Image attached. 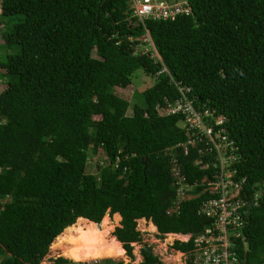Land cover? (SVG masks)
I'll return each mask as SVG.
<instances>
[{
    "label": "trees",
    "instance_id": "16d2710c",
    "mask_svg": "<svg viewBox=\"0 0 264 264\" xmlns=\"http://www.w3.org/2000/svg\"><path fill=\"white\" fill-rule=\"evenodd\" d=\"M188 1L190 14L143 26L129 0H0V264H41L77 218L111 228L107 212L121 218L113 235L131 259L144 218L160 237L192 234L171 245L189 254L193 236L214 226L200 206L217 168L183 112L161 114L183 92L235 143L247 200L235 251L240 264H264V0ZM140 73L152 83L131 104L116 88ZM171 157L193 194L178 211ZM141 254V264H163L151 244Z\"/></svg>",
    "mask_w": 264,
    "mask_h": 264
},
{
    "label": "built area",
    "instance_id": "2783aa9c",
    "mask_svg": "<svg viewBox=\"0 0 264 264\" xmlns=\"http://www.w3.org/2000/svg\"><path fill=\"white\" fill-rule=\"evenodd\" d=\"M129 5L132 14L143 26H146V19L174 21L178 16L192 12L188 0H129ZM145 34L143 40L147 46L144 49H152L153 56L159 59L148 33ZM165 70L166 68L163 67L162 71ZM178 111L183 112L185 116V123L182 125H186L185 127L189 129H197V136L206 138L208 151L215 152L214 167L217 168L215 180L209 181L207 187L204 188V191H208L211 196L205 199L200 206V213L213 217L214 226L193 236L194 246L191 250L192 254L190 252L188 257L192 255L191 259L194 264H240L233 238L242 235L241 228L246 221L243 217V208L247 200L240 197L241 183L234 180L236 169L233 168V163L237 158L233 151L234 142L227 141L226 136L221 135L224 129L216 131L214 125L206 121L209 110L197 109L192 100L178 102L166 110L167 113ZM223 120L224 116L219 115L216 117L215 124H220ZM187 150V146H184V151L187 152ZM171 162L177 189L174 210L178 211L180 202L187 196L192 197L193 194L187 192L189 184L182 175L176 158L173 157ZM256 196H259V193ZM187 236L186 241L192 237V234Z\"/></svg>",
    "mask_w": 264,
    "mask_h": 264
},
{
    "label": "rangeland",
    "instance_id": "374dc122",
    "mask_svg": "<svg viewBox=\"0 0 264 264\" xmlns=\"http://www.w3.org/2000/svg\"><path fill=\"white\" fill-rule=\"evenodd\" d=\"M1 33V31H0ZM1 81V78H0ZM152 83V79L145 75L144 73L138 74L137 77L133 79V83L129 85L126 88L122 87H117L116 91L119 95L127 98L128 100L131 101V104L134 103V100L136 101V97L139 95H136V97L133 100V93L135 90L141 91L143 90L146 86L150 85ZM140 99L138 98V101ZM132 106V105H131ZM132 111V107H130L128 113L130 114ZM105 156L102 153L96 154L92 157L90 160L91 163V171H95V165L97 163H104ZM105 215L108 217V226L111 227L109 228V233L106 236V240H111V237L114 236L113 232L115 228L119 225L120 220H115V216L113 214H110L107 212ZM102 222V221H101ZM101 222L97 225L101 226ZM152 223V222H151ZM138 229L142 232V242H133V254L134 258L131 259V257L127 254L126 250L124 249L123 245L121 247L123 248V252L120 248L117 246H113L112 250H109V253L107 254H101L100 252H94L90 254L88 257H85L83 259L77 257L73 249H75V252L78 251V246L79 248H91V250L98 249L99 245L101 244L102 240L101 239H96L92 240V243H90V247L86 243H88V238L85 235V233H79L76 234L75 240L78 241L74 243V239L70 238L69 241L67 242H60L59 240V235L54 239V241L51 243L49 252L48 254L43 258L41 264H55L54 259L57 257H65L67 259H70L74 262L78 263H92L97 260H104L106 258H111L115 261H123L125 263L127 262H132L134 264H141L143 261V256L141 254V247L142 245L146 242L148 244H151L153 246V251L155 254L159 255L160 259L163 261V264H186V259L188 257V253L180 252L171 247L172 243H174L175 240L179 239L181 241H186L188 239L187 235H180V234H172V233H167L164 235V237L158 236V231L156 229H151L150 226V221L146 219H139L138 224H137ZM156 227V226H155ZM64 231V230H63ZM119 241V240H118ZM120 242V241H119ZM95 243V244H94ZM122 244V243H120ZM82 245V247H81ZM91 245L93 247H91ZM74 247V248H73ZM94 248V249H93ZM180 254V255H178ZM180 256V257H178ZM176 257L177 260L175 259Z\"/></svg>",
    "mask_w": 264,
    "mask_h": 264
},
{
    "label": "bare ground",
    "instance_id": "6f19581e",
    "mask_svg": "<svg viewBox=\"0 0 264 264\" xmlns=\"http://www.w3.org/2000/svg\"><path fill=\"white\" fill-rule=\"evenodd\" d=\"M139 220V219H138ZM150 226L151 229H156L155 225L153 223L150 222ZM79 233H85V235L88 238V243H86L88 246L86 247H90V243H92V240H96V239H101L102 242L99 245L98 249L95 250H91V248H79L78 246V250H80L81 252L77 251L75 252V249H73L74 254L83 259L85 257H88L90 254L94 253V252H100L101 254H107L109 253V250L113 249V246H117L118 248H120L122 250V252L124 251L123 248L121 247L120 242L117 240V238L115 236L111 237V240H106V236L109 233V229L105 227V225L103 224V222H101V226L97 225L95 222L84 218V217H79L77 218V220L75 221L74 224L66 227L64 229V231L59 235V240L60 242H67L69 241L70 238L74 239V243L78 242L75 240L76 238V234ZM95 244V243H94ZM82 247V245H81ZM91 247H93L91 245ZM74 248V247H73ZM94 249V248H93ZM180 255V254H178ZM180 257V256H178ZM176 257L175 259L177 260ZM179 259V258H178Z\"/></svg>",
    "mask_w": 264,
    "mask_h": 264
},
{
    "label": "clouds",
    "instance_id": "9594fccd",
    "mask_svg": "<svg viewBox=\"0 0 264 264\" xmlns=\"http://www.w3.org/2000/svg\"><path fill=\"white\" fill-rule=\"evenodd\" d=\"M188 100H192V98L191 97H189L185 92H183V97H182V101L183 102H185V101H188ZM192 103H193V100H192ZM193 105H194V103H193ZM172 106H174V105H172ZM168 109V108H167ZM166 109V110H167ZM166 110H163L162 112H161V114H163V115H167V114H171V113H167L166 112ZM219 116V115H218ZM221 124V123H220ZM189 129V128H188ZM221 129H223V128H221ZM221 129L219 130V131H221ZM191 130H194V129H191ZM216 131H218V130H216ZM221 135H225L226 136V133L224 132V131H222V133H221ZM226 140L227 141H231V140H229L228 139V137L226 136ZM234 142V141H233ZM184 146H187V145H183V148H184ZM234 146H235V143H234ZM235 148H236V146H235ZM187 149H188V146H187ZM185 152V151H184ZM187 152H188V150H187ZM172 158L173 157H171V160H172ZM174 158H176V157H174ZM176 160H177V158H176ZM200 161V159H198L197 160V162H199ZM172 163V162H171ZM178 163V162H177ZM179 164V163H178ZM251 204H254V203H252L251 202ZM145 219V218H144ZM148 221V220H147ZM150 221V220H149ZM176 234V233H175ZM178 234H180V235H188V234H181V233H178ZM166 235V234H165ZM179 240V239H178ZM173 244V243H172ZM181 252V251H180Z\"/></svg>",
    "mask_w": 264,
    "mask_h": 264
},
{
    "label": "water",
    "instance_id": "95a60500",
    "mask_svg": "<svg viewBox=\"0 0 264 264\" xmlns=\"http://www.w3.org/2000/svg\"><path fill=\"white\" fill-rule=\"evenodd\" d=\"M96 223V222H95ZM96 224H99V223H96ZM68 227V226H67ZM62 233V232H61Z\"/></svg>",
    "mask_w": 264,
    "mask_h": 264
},
{
    "label": "crops",
    "instance_id": "0c3cea01",
    "mask_svg": "<svg viewBox=\"0 0 264 264\" xmlns=\"http://www.w3.org/2000/svg\"><path fill=\"white\" fill-rule=\"evenodd\" d=\"M172 234H175V233H172ZM176 234H178V233H176Z\"/></svg>",
    "mask_w": 264,
    "mask_h": 264
}]
</instances>
